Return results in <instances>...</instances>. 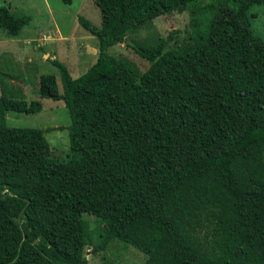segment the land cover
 Segmentation results:
<instances>
[{
	"label": "trees",
	"instance_id": "obj_1",
	"mask_svg": "<svg viewBox=\"0 0 264 264\" xmlns=\"http://www.w3.org/2000/svg\"><path fill=\"white\" fill-rule=\"evenodd\" d=\"M202 1L94 0L101 26L78 17L96 60L72 78L52 59L63 93L53 74L39 77V96L70 116L65 160L50 158L43 130L6 125L42 103L13 96L0 75V264H87L88 217L95 250L118 240L143 264H264V38L250 13L264 0ZM187 9V36L132 46L144 71L108 52ZM29 21L0 7L9 36Z\"/></svg>",
	"mask_w": 264,
	"mask_h": 264
},
{
	"label": "rangeland",
	"instance_id": "obj_2",
	"mask_svg": "<svg viewBox=\"0 0 264 264\" xmlns=\"http://www.w3.org/2000/svg\"><path fill=\"white\" fill-rule=\"evenodd\" d=\"M208 1L203 0L201 4ZM1 6L7 7L14 16L30 17L16 37L0 28V75H3L4 86L13 96L22 93L27 101L40 100L42 103V109L34 113L8 112L5 123L43 130L50 146V158L65 160L70 153V116L62 100L39 96V77L53 74L59 93H63L61 70L52 59L64 64L72 78L88 69L96 60L99 48L97 39L81 26L78 17L100 27V9L94 0H72L70 4L62 0H0ZM250 13L253 14V33L264 38L263 7L255 5ZM192 17L188 9L157 16L129 33L123 43L110 47L108 52L126 58L144 71L149 63L132 46L155 44L157 39L167 37L172 31V39H182L193 27L190 25ZM88 222L91 244L87 248V264H143L144 254L118 240L111 241L103 250H95L101 238L97 236V224L92 217H88Z\"/></svg>",
	"mask_w": 264,
	"mask_h": 264
},
{
	"label": "crops",
	"instance_id": "obj_3",
	"mask_svg": "<svg viewBox=\"0 0 264 264\" xmlns=\"http://www.w3.org/2000/svg\"><path fill=\"white\" fill-rule=\"evenodd\" d=\"M44 56H45V54H44Z\"/></svg>",
	"mask_w": 264,
	"mask_h": 264
}]
</instances>
